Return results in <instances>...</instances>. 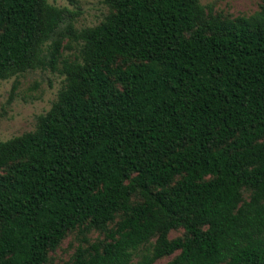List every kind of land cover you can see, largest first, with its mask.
<instances>
[{
	"label": "trees",
	"instance_id": "16d2710c",
	"mask_svg": "<svg viewBox=\"0 0 264 264\" xmlns=\"http://www.w3.org/2000/svg\"><path fill=\"white\" fill-rule=\"evenodd\" d=\"M104 3L78 30L48 0H0V82L65 77L34 131L0 140V264H47L76 229L107 238L66 264H264V7Z\"/></svg>",
	"mask_w": 264,
	"mask_h": 264
},
{
	"label": "rangeland",
	"instance_id": "374dc122",
	"mask_svg": "<svg viewBox=\"0 0 264 264\" xmlns=\"http://www.w3.org/2000/svg\"><path fill=\"white\" fill-rule=\"evenodd\" d=\"M58 8H68L76 15L75 27L78 30L99 25L109 13L104 0H48ZM201 3L213 9L215 14L226 18L251 17L264 7V0H201ZM68 43L65 39L63 45ZM63 50L65 57L74 58L77 47ZM65 77L59 71L51 69L30 70L8 80L0 82V140L7 141L25 133L34 131L39 116L46 114L57 100L58 93L64 87ZM15 87V89H14ZM249 193L245 192L248 198ZM111 224L109 228H113ZM184 234L182 229L172 231L169 238ZM107 233L91 230L84 234L76 229L69 232L60 246L49 253L47 264H66L74 259L79 247L88 249L91 245L104 241ZM177 253L162 258L155 264H167ZM137 261V259L135 260Z\"/></svg>",
	"mask_w": 264,
	"mask_h": 264
}]
</instances>
